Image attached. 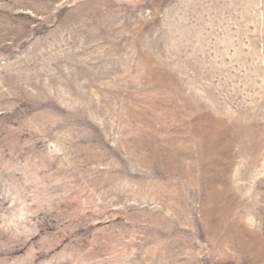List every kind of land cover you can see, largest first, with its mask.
I'll return each instance as SVG.
<instances>
[{"label":"rangeland","instance_id":"374dc122","mask_svg":"<svg viewBox=\"0 0 264 264\" xmlns=\"http://www.w3.org/2000/svg\"><path fill=\"white\" fill-rule=\"evenodd\" d=\"M0 264H264V0H0Z\"/></svg>","mask_w":264,"mask_h":264}]
</instances>
